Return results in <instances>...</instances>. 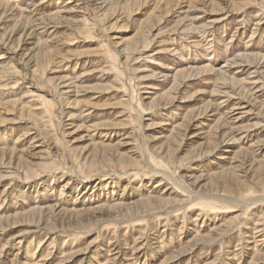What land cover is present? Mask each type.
Returning a JSON list of instances; mask_svg holds the SVG:
<instances>
[{"label": "rangeland", "instance_id": "rangeland-1", "mask_svg": "<svg viewBox=\"0 0 264 264\" xmlns=\"http://www.w3.org/2000/svg\"><path fill=\"white\" fill-rule=\"evenodd\" d=\"M0 264H264V0H0Z\"/></svg>", "mask_w": 264, "mask_h": 264}]
</instances>
